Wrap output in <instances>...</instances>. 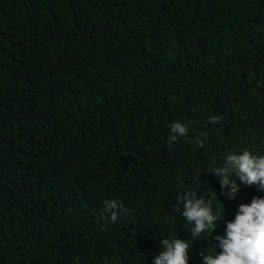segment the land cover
Masks as SVG:
<instances>
[{"label":"trees","instance_id":"16d2710c","mask_svg":"<svg viewBox=\"0 0 264 264\" xmlns=\"http://www.w3.org/2000/svg\"><path fill=\"white\" fill-rule=\"evenodd\" d=\"M245 149L264 155V0H0V264H147L189 236L177 195L215 192L217 226L264 197L210 173Z\"/></svg>","mask_w":264,"mask_h":264},{"label":"clouds","instance_id":"9594fccd","mask_svg":"<svg viewBox=\"0 0 264 264\" xmlns=\"http://www.w3.org/2000/svg\"><path fill=\"white\" fill-rule=\"evenodd\" d=\"M110 16H115V13L107 12L104 20ZM88 18L92 20L91 16ZM125 77L129 78V83L126 81L128 89L136 94V85L131 84L128 74ZM209 122L219 123V117L212 116ZM169 128V146L188 133V126L180 122L170 124ZM201 135L207 139L205 134ZM196 144L203 147L200 139ZM210 173L219 178L221 193L228 199H234L239 191L233 176L246 186H256L264 191V155H254L247 149L227 155L223 165L212 168ZM121 199L104 201L106 210L111 212L112 222L117 220L119 210L126 211L122 204L116 202ZM213 200L218 201L215 192L208 199L197 197L192 190L177 195L174 207L180 210L182 205L181 215L187 221L184 226L189 236L175 231L171 236L158 238L149 252L147 264H189L194 260L199 264H264V197H253L250 203L239 204L234 219L227 221L226 226H217L216 222L222 217L220 213H213ZM203 244L212 250L203 252ZM9 258L10 264H16Z\"/></svg>","mask_w":264,"mask_h":264}]
</instances>
